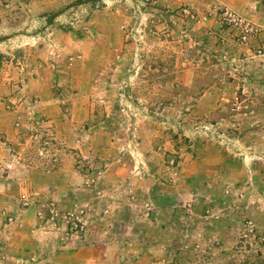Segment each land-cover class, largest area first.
Instances as JSON below:
<instances>
[{
  "label": "rangeland",
  "instance_id": "374dc122",
  "mask_svg": "<svg viewBox=\"0 0 264 264\" xmlns=\"http://www.w3.org/2000/svg\"><path fill=\"white\" fill-rule=\"evenodd\" d=\"M55 2L63 13L0 0V151L9 152L0 180L12 196L0 230L8 223L11 233L47 235L38 264H55L54 253L80 245L93 224L107 228L104 264H264V245L242 236L248 219L264 231V209L244 215L224 203L216 213L211 205L226 190L230 200L240 196L234 187L245 176L229 173L220 181L233 187L215 189L207 185L214 172L196 180L182 171V154L198 148L234 155L248 126L247 97L264 103V85L247 79L264 68L261 59L198 17L229 6L264 25V0ZM257 114L264 118V108ZM81 174L71 190L67 179ZM253 180L258 196L264 158ZM179 188L180 206L170 199L161 210ZM29 207L34 222L23 216ZM82 217L78 231L73 220Z\"/></svg>",
  "mask_w": 264,
  "mask_h": 264
},
{
  "label": "crops",
  "instance_id": "0c3cea01",
  "mask_svg": "<svg viewBox=\"0 0 264 264\" xmlns=\"http://www.w3.org/2000/svg\"><path fill=\"white\" fill-rule=\"evenodd\" d=\"M56 0H35V5L37 9H40L42 11H53L54 9L57 10V13H63L65 10L61 9L58 10L57 8V2ZM57 7V8H55ZM213 27H217L221 31H227L228 29L224 28L220 25V23L216 22L212 24ZM212 27V26H211ZM230 33V32H229ZM213 36L214 33H211ZM249 58V57H248ZM251 59V58H250ZM253 71V70H252ZM253 72H249L247 74V79L253 83L255 81H258V83H262L264 85V68L261 70L259 69V73L254 71L256 74H252ZM249 89L252 90L251 85L248 84ZM210 90V89H209ZM208 90V91H209ZM208 91H205L201 96L199 101L203 100L204 97L207 95ZM252 99V100H251ZM255 99L247 97V110L244 112V114L248 115L247 123L248 126L246 130L242 134V139L239 140V147H237V150L235 151V154H231V150H213V151H204L200 148L198 150H192L191 157L189 156V153H184L182 156L184 157L183 160V170L187 171L185 175H190V178L196 177V180H202L204 177H202L204 174L203 172L209 171L214 172L213 178H215V174L217 177L211 181L210 183H207V185L214 187L215 189H218L220 187H224V189L233 187L232 184H228V182L220 181V177L225 176L229 173L237 174L241 173L243 174V179L241 184H237L235 188L240 190V196L237 198L230 200V196L235 195L229 192V190H226L228 195L227 196H219L218 194H214L213 198L211 199V205L215 207L216 213L224 211V208L221 207L224 203H228V206L235 205L241 208L240 213H243L246 215L249 211V208H254L255 206L258 207L261 211L264 209V190L259 193L258 196H253L251 194V189H255L256 187H260V185L257 183V181L253 180V172L256 170L257 166H261L262 160L264 158V132H262V127L264 124V118L257 114L256 116H253V114L257 111L259 112L262 108H264V103L254 101ZM218 107L222 106V103H217ZM253 123L259 124L258 128L256 130H250V125L252 126ZM255 133V134H254ZM14 136V135H10ZM4 138L7 140L13 139L11 137H6L3 135ZM4 142H6L4 140ZM1 146V145H0ZM9 154V152H8ZM5 152L2 153L0 151V173L3 172L5 169L6 160H8L9 155ZM9 165V164H8ZM193 166V169L190 166ZM187 166V167H186ZM7 167V166H6ZM31 169H35L34 166L31 167ZM72 173L73 175H76V172L73 170L67 169ZM193 172V173H191ZM2 175V174H0ZM4 176V175H3ZM186 178H189V176H185ZM4 178V177H2ZM83 179V180H82ZM35 181V180H34ZM84 178L83 174H81V177L79 180H77L76 176L72 177V179H67V186L71 188V190L77 188L78 184L83 183ZM4 183L5 179L0 180V218H4V215L2 214V208L1 206H4V203L9 204L12 202V196H10L8 193H6V190H4ZM36 183V182H35ZM230 183V182H229ZM232 183V182H231ZM257 184V185H256ZM264 187V184H263ZM147 189L150 194L155 191V188ZM87 194L90 197V192L92 191L88 187H85ZM238 190L235 189V192ZM163 190H160L162 192ZM176 190H173V194L175 193V197L169 198L166 196V199L163 200L162 208L161 210L166 211L168 210V207L170 208L169 200L172 199L174 202L176 200V204H172V208L175 206H180V198H183L184 193L180 191V188ZM3 192V193H2ZM74 191H72L71 199H74ZM166 192V190H165ZM92 193V192H91ZM169 194V192H167ZM93 194V193H92ZM91 194V196H92ZM207 197V196H206ZM91 198V197H90ZM208 198V197H207ZM184 199H186L184 197ZM197 199V198H196ZM202 202H204L202 199H199ZM197 200V201H199ZM171 203V202H170ZM256 203V204H255ZM253 204H255L253 206ZM11 208V207H9ZM159 208V207H158ZM197 208V207H196ZM12 209V208H11ZM180 208L176 209V212ZM33 207H29L23 211V216L25 217V220L34 222V211ZM172 211H175L173 209ZM264 213L262 211L260 214ZM225 215H230L226 214ZM218 217L217 215H215ZM99 220L104 218V215L99 214L98 216ZM97 218V221H98ZM93 221H91L92 223ZM9 224L7 223L5 227H3L0 230V248H4L5 251H0V264H38L41 263V251L43 253H46L44 245L46 244L47 235L41 234H25L22 233L20 235L17 232H9L8 230ZM107 231V228L100 227L99 229H96L93 226H90L87 234L81 238V244H73L70 243L62 247V250L56 251L54 254L57 256L56 263L55 264H104L105 259V252H106V245L109 244L107 239L104 237L105 232ZM219 237L221 238L224 235V232H218ZM225 236H230L229 234L225 233ZM30 243V245H29ZM26 244V245H24ZM10 247L13 248V251H9ZM1 250V249H0ZM6 257L9 260H6Z\"/></svg>",
  "mask_w": 264,
  "mask_h": 264
},
{
  "label": "built area",
  "instance_id": "2783aa9c",
  "mask_svg": "<svg viewBox=\"0 0 264 264\" xmlns=\"http://www.w3.org/2000/svg\"><path fill=\"white\" fill-rule=\"evenodd\" d=\"M182 11L195 16L190 8L185 7ZM198 18L203 23L210 21L220 23L221 26L231 32L236 43L246 50L247 56L259 57L264 67V25L256 23L246 15L229 6H214L206 14H200ZM236 108L240 109L241 106L237 104ZM55 209L51 207L50 211L53 213ZM73 221L74 229L78 231H82L86 226L83 217L76 218ZM242 236L247 242L257 239L264 245V231H261L252 219L246 221Z\"/></svg>",
  "mask_w": 264,
  "mask_h": 264
}]
</instances>
